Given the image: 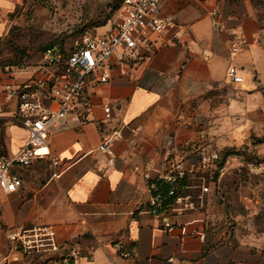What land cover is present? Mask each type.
<instances>
[{"label":"crops","instance_id":"obj_1","mask_svg":"<svg viewBox=\"0 0 264 264\" xmlns=\"http://www.w3.org/2000/svg\"><path fill=\"white\" fill-rule=\"evenodd\" d=\"M27 1L0 0V41ZM104 1L95 17L100 31L120 7L110 11L113 0ZM213 9L226 29L213 26ZM161 13L184 25L179 37L154 32V54L137 51L127 74L115 69L91 90L86 120L69 116L54 127L49 156L16 166L22 188L0 187V238L2 230L53 225L61 249L43 256L77 264H169L170 257L172 264H264V21L257 2L164 0ZM234 31L245 43L231 55ZM41 63L0 66V155L28 139L5 89L40 75ZM231 64L241 82L228 77ZM116 128L121 135L101 150ZM204 152H219L218 171L201 169ZM178 164L189 170L185 191L210 189L196 210L171 215L164 228L168 216L153 215L145 203L149 182ZM127 249L132 257L122 254Z\"/></svg>","mask_w":264,"mask_h":264},{"label":"built area","instance_id":"obj_2","mask_svg":"<svg viewBox=\"0 0 264 264\" xmlns=\"http://www.w3.org/2000/svg\"><path fill=\"white\" fill-rule=\"evenodd\" d=\"M164 0H121L117 16L108 19L109 26L99 30V24L85 30L76 40L74 48L65 54L62 50L48 49L42 56L40 75L32 77L19 86L5 89L7 101H14L15 117L28 130L26 143L14 154L0 155V187L6 192L19 191L23 179L16 173L17 165L29 166L39 159L50 155V134L60 120L73 116L83 121L92 109L91 90L109 82L112 72L117 69L121 75L128 72L133 64L135 53L144 50L149 56L155 53L156 46L151 38L154 32L169 31L171 39H177L184 25L176 18L161 13ZM213 26L226 29L221 13L213 9ZM245 39L238 32H233L230 54L240 51ZM227 75L233 82H241L243 76L236 64L228 67ZM106 117L112 113L110 103L103 104ZM121 135L116 128L105 138L100 149L106 151ZM221 160L219 152H204L200 167L206 171L219 170ZM55 159L54 164H59ZM189 170L181 164L164 177L149 182V197L146 200L148 211L155 216H168L164 228L172 226L171 215H180L196 210L203 198L202 192L209 191L208 184L201 186L199 194L185 191L184 184ZM53 176H60L54 172ZM9 252H15L13 260L34 256L48 259L49 264H77L75 258L60 260V256H43L59 252L61 245L53 225H30L12 229L7 235ZM132 257L127 249L122 253ZM5 261H11L4 255ZM174 257L168 258L172 264ZM91 264H108L105 261L92 260Z\"/></svg>","mask_w":264,"mask_h":264},{"label":"rangeland","instance_id":"obj_3","mask_svg":"<svg viewBox=\"0 0 264 264\" xmlns=\"http://www.w3.org/2000/svg\"><path fill=\"white\" fill-rule=\"evenodd\" d=\"M104 0H28L17 14L9 34L0 41V66L20 67L37 64L50 48L68 54L81 34L96 25L95 17L105 11ZM264 21V0H256ZM121 0L109 3L114 11ZM108 10V9H107ZM2 226H0L1 229ZM9 249L7 234L0 238V264H24L29 257L5 261ZM33 264H49L48 259L34 256Z\"/></svg>","mask_w":264,"mask_h":264}]
</instances>
